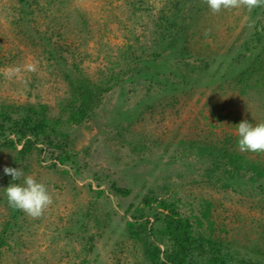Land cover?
Here are the masks:
<instances>
[{
	"label": "rangeland",
	"instance_id": "374dc122",
	"mask_svg": "<svg viewBox=\"0 0 264 264\" xmlns=\"http://www.w3.org/2000/svg\"><path fill=\"white\" fill-rule=\"evenodd\" d=\"M51 1L49 10L61 21L45 26L38 20L35 24L39 31L49 25V31L69 39L70 51L78 52L80 58L87 56L89 60L83 59L81 67L92 81L98 79V69L106 66L99 48L103 46L116 56L123 26L146 46L155 37L147 13L135 14L141 18L134 20L137 17L126 4L134 0H62L63 5ZM143 1L153 18L164 2ZM16 4L17 0H0V106L46 105L48 114L55 116L66 95L61 76L65 70L46 60L31 24L22 26L27 29L23 33L14 26L11 19ZM80 17L87 20L89 37L79 32ZM253 20L246 9L219 14L206 10L188 31L194 33L190 45L193 42L194 50L202 52L206 42L220 55L247 38ZM63 57L71 59L69 54ZM165 58L166 64L164 59L153 68L164 73L169 62H174L168 55ZM188 61L194 63L192 58ZM209 79L205 74L202 85L166 98L155 88L146 91L143 83L127 84L123 93L114 88L104 95L89 120L64 128L74 158L63 165L35 151L15 163V152L0 146V233L4 224H10L2 236L0 264H148L142 247L128 237L124 226L125 221H131L134 208L144 207L146 196L174 199L182 214L200 219L207 202L214 236L225 238L228 244L235 241L233 245L240 248L248 246L249 260L256 258L255 250L262 253L259 257L263 260L264 190L248 189L240 180L235 182L237 186L224 189V181L229 179L217 169L209 178L214 166L197 152L207 140L237 136L235 126L243 120L264 123V80L262 89L240 95L228 84L204 86ZM8 138L15 139L12 134ZM20 149L17 144L16 150ZM249 156L256 154L250 152ZM13 164L25 177L31 175L44 183L52 196V205L41 217L33 219L9 207L5 189L23 183V178L13 181L4 174V167ZM216 179L222 181L215 184ZM112 184L129 193L115 194ZM98 191H102L100 196ZM148 220L152 222L151 217Z\"/></svg>",
	"mask_w": 264,
	"mask_h": 264
},
{
	"label": "trees",
	"instance_id": "16d2710c",
	"mask_svg": "<svg viewBox=\"0 0 264 264\" xmlns=\"http://www.w3.org/2000/svg\"><path fill=\"white\" fill-rule=\"evenodd\" d=\"M51 2L17 0L12 9L15 13L11 19L14 26L21 29L25 23L32 25L34 35L38 38L37 47L42 50L47 61L63 67L65 71L61 76L67 86L66 95L59 102V110L55 116L48 114L46 105L26 103L0 106V139L3 140L0 146L15 152V163L33 151L38 155L45 153L60 165L71 162L74 158L72 142L64 128L79 126L89 120L95 108L102 103L104 95L114 88L123 93L127 84L143 83L146 91L155 88L163 98L184 95L195 86L202 85L201 80L205 74L210 79L203 83L204 86L222 87L228 84L237 88L240 95L252 89L256 90L257 87L263 88L260 83L264 80V8H256L250 13V18L255 21L253 20L249 36L217 55L206 42L202 43L205 49L202 52L194 50L193 42L190 45L194 33L191 31L188 34V31L195 27L198 17H202L206 10L209 11L202 0H164L154 18L143 0L127 1L132 15L137 17L134 20L141 18L135 14L143 16L145 13L152 19L155 37L147 47L134 37L127 26H123V41L116 47V56L108 54L103 46L99 48L101 54L104 53L102 58L105 59L106 66L103 70L98 69V79L92 81L81 67L82 60L89 58H80L78 52L70 51L72 43L69 39L66 37L63 40L59 33L49 31V25L44 31H39L38 24H35L38 20H43L45 26L57 19L61 21L62 18L54 16L49 10L52 7ZM57 4L63 5L62 0H57ZM87 25V20L80 17L79 32L85 33L86 37L89 34ZM21 30V33L27 32V29ZM64 54L71 56L70 61L63 57ZM167 55L174 62H169L164 73L153 68L164 59L162 63L166 64ZM77 58H80L79 61ZM189 58L194 63L187 62ZM10 134L15 139H9ZM237 140V136L228 135L222 141L207 140V144L198 147L197 153L206 162L207 159L211 160L214 166L213 171H209V178L213 176L214 169L222 170L221 176L229 179L224 181V189L232 188L234 184L237 186L235 182L240 180L248 189L263 191L264 153H254L256 156L251 158L250 152H239ZM17 144L21 145L20 150H16ZM11 168H16L15 164ZM220 180L222 181L216 179L215 184ZM110 188L121 196L129 193L114 184ZM101 194L102 191L96 193L97 196ZM142 203L147 212L143 208H134L131 221H125L124 226L128 237L142 247L143 257L148 264H264V259L259 257L262 253L258 254L255 250L256 258L249 260L251 257L248 256V246L240 248L233 245L236 244L235 241L228 244L225 238L214 236V223L210 220V205L207 202L201 212V219L182 214L174 199L146 196ZM14 217L15 215L12 218ZM148 217L152 218V222H149ZM9 230L10 224H4L0 233V244L4 243L3 233Z\"/></svg>",
	"mask_w": 264,
	"mask_h": 264
},
{
	"label": "clouds",
	"instance_id": "9594fccd",
	"mask_svg": "<svg viewBox=\"0 0 264 264\" xmlns=\"http://www.w3.org/2000/svg\"><path fill=\"white\" fill-rule=\"evenodd\" d=\"M202 3L207 5L213 14L233 9H246L251 13L256 8L264 7V0H202ZM29 70L35 69L29 67ZM235 129L239 152L264 153V123L254 125L243 120ZM3 172L13 181L23 178L22 184L12 183L5 189L10 208L35 219L41 217L52 205V196L44 183L37 182L31 175L25 177L19 168L4 167Z\"/></svg>",
	"mask_w": 264,
	"mask_h": 264
}]
</instances>
